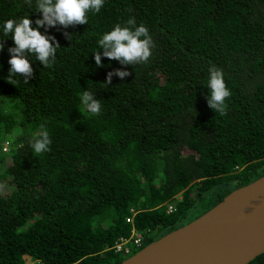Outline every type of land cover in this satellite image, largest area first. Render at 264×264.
I'll use <instances>...</instances> for the list:
<instances>
[{
    "label": "trees",
    "instance_id": "1",
    "mask_svg": "<svg viewBox=\"0 0 264 264\" xmlns=\"http://www.w3.org/2000/svg\"><path fill=\"white\" fill-rule=\"evenodd\" d=\"M35 11V0H0V264L121 262L113 244L133 227L143 248L197 204L264 175V0H104L88 24L49 29L61 46L55 64L33 58L29 84L13 85L2 26L29 16L35 27ZM131 17L149 29L150 59L102 56L97 67L98 41ZM211 66L231 92L223 116L207 103ZM116 69L130 75L106 87ZM85 90L99 116L83 108ZM44 130L51 150L34 154Z\"/></svg>",
    "mask_w": 264,
    "mask_h": 264
},
{
    "label": "clouds",
    "instance_id": "2",
    "mask_svg": "<svg viewBox=\"0 0 264 264\" xmlns=\"http://www.w3.org/2000/svg\"><path fill=\"white\" fill-rule=\"evenodd\" d=\"M24 2L31 7L33 0H24ZM103 6L104 0H35V12L42 13V18H37L34 21L35 27L32 26L33 21L29 19V16L19 20L5 21L2 26V35L3 37L11 36L14 44L7 48L10 56L8 60L10 68L7 77H5L6 81L14 85L19 83L17 79L19 77L22 78L24 84H29V80L34 75L33 58L35 61H39L44 68L52 67L56 61L57 49L61 46L55 36L47 34L48 30L58 28V26L67 29L69 26L88 24L87 14L89 12L99 13ZM126 25L123 27L120 24L115 25L113 30L105 33L98 41L99 49L103 51L101 53L98 50L93 54L97 67H103L102 56L109 60L119 61L121 65L133 66L146 63L150 59L151 48L154 44L149 29L143 24L136 26L135 17L129 18ZM41 28L45 30L43 34L40 31ZM64 35L68 39L70 33L64 32ZM6 40L0 39V52L5 49ZM208 71L207 88L210 92L207 97L208 106L215 113H219L221 116L226 115L225 101L231 96V92L226 86L224 74L215 66H211ZM114 75L123 79L130 73L121 69L108 72L106 81L103 83L106 87L111 84ZM80 101L83 108L92 116L96 117L101 114V102L94 97L92 91L85 90L80 95ZM51 143L48 132L44 130L37 139L30 141V147L34 154H40L49 152ZM132 209L134 208H131V212ZM134 228L137 229L133 227L132 230ZM135 253L124 257L128 258Z\"/></svg>",
    "mask_w": 264,
    "mask_h": 264
},
{
    "label": "water",
    "instance_id": "3",
    "mask_svg": "<svg viewBox=\"0 0 264 264\" xmlns=\"http://www.w3.org/2000/svg\"><path fill=\"white\" fill-rule=\"evenodd\" d=\"M264 253V175L112 264H249Z\"/></svg>",
    "mask_w": 264,
    "mask_h": 264
},
{
    "label": "built area",
    "instance_id": "4",
    "mask_svg": "<svg viewBox=\"0 0 264 264\" xmlns=\"http://www.w3.org/2000/svg\"><path fill=\"white\" fill-rule=\"evenodd\" d=\"M175 210L174 205L170 204L167 211L169 213ZM135 210L132 209V212ZM133 217H127L128 222H132ZM112 247L115 249L116 253L122 254L124 256H129L134 253L137 249L141 248L143 245V233L137 229H133L132 233L129 236H121ZM37 264V263H36Z\"/></svg>",
    "mask_w": 264,
    "mask_h": 264
},
{
    "label": "rangeland",
    "instance_id": "5",
    "mask_svg": "<svg viewBox=\"0 0 264 264\" xmlns=\"http://www.w3.org/2000/svg\"><path fill=\"white\" fill-rule=\"evenodd\" d=\"M8 145H7V143L5 144V147H7ZM178 196L182 199V194L180 193V194H178ZM225 197V196H224ZM213 207V206H212ZM212 207H210V208H207L206 206H204V205H202V204H197L196 206H195V208L196 209H194V210H190L188 213H187V217L185 218V220L184 221H182V222H180V223H178V227H180V226H182V225H184V224H187L188 222H190V221H192V220H194V219H196L197 217H199V216H201V215H203L205 212H207L209 209H211ZM167 209H168V206H167ZM177 227V228H178ZM166 233H168V232H164L163 234H162V236L164 235V234H166ZM161 237V236H160ZM119 256L124 260V259H126L125 257H124V255H122V254H119Z\"/></svg>",
    "mask_w": 264,
    "mask_h": 264
}]
</instances>
